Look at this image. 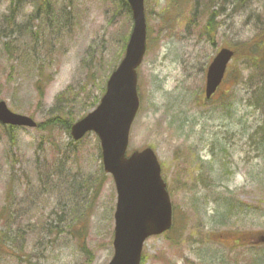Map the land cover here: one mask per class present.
Wrapping results in <instances>:
<instances>
[{"label":"rangeland","instance_id":"obj_1","mask_svg":"<svg viewBox=\"0 0 264 264\" xmlns=\"http://www.w3.org/2000/svg\"><path fill=\"white\" fill-rule=\"evenodd\" d=\"M48 1L0 0V100L37 124L57 119L0 124V264H107L115 185L97 136L75 141L60 120L97 106L131 14L123 0ZM144 12L127 154L155 152L173 224L144 242L140 264H264V0H144ZM222 47L234 56L205 99Z\"/></svg>","mask_w":264,"mask_h":264},{"label":"water","instance_id":"obj_2","mask_svg":"<svg viewBox=\"0 0 264 264\" xmlns=\"http://www.w3.org/2000/svg\"><path fill=\"white\" fill-rule=\"evenodd\" d=\"M132 14L125 54L106 82L98 106L70 127L74 140L94 131L99 140L103 169L116 188L113 256L107 264H139L145 239L171 226V205L160 166L151 148L125 156L128 132L138 108L136 68L145 52L146 22L143 0H126ZM233 50L223 47L207 67L204 88L208 99L219 86ZM0 121L14 126L35 127L26 115L12 112L0 101Z\"/></svg>","mask_w":264,"mask_h":264},{"label":"trees","instance_id":"obj_3","mask_svg":"<svg viewBox=\"0 0 264 264\" xmlns=\"http://www.w3.org/2000/svg\"><path fill=\"white\" fill-rule=\"evenodd\" d=\"M12 1V0H11ZM16 1V3H17V1L18 0H15ZM124 1V3H125V5L127 6V4H126V2H125V0H123ZM37 4L39 5V6H46V8H49V5H50V3H49V1L47 0L46 2H45V4L43 3V1H41V0H38V2H37ZM35 13H37V10L35 11ZM210 22H211V19H210ZM209 22V23H210ZM262 52H264V50L262 51ZM262 52H260L258 55H261V54H263ZM40 73V75H39V77H37V79H36V83L34 84V88H35V92H36V95H37V97L38 98H41L42 96H43V93H44V88H45V84H46V82L43 80V78H42V73L41 72H39ZM61 95H59L58 97H57V101H59L60 99H61ZM57 119H53V120H50V119H48V120H46L45 122H43V123H38L37 124V126H36V128L38 129H40V128H43V127H45V126H47V125H54L53 123H54V121H56ZM61 121V125H63L66 129H69V127H70V125H71V121L70 120H68V119H62V120H60ZM264 124L261 126V131L263 130L264 131ZM9 129H12V127H9ZM262 136H264V135H262ZM262 141L264 142V138H262ZM2 237H3V235H1L0 234V244H1V240H2Z\"/></svg>","mask_w":264,"mask_h":264},{"label":"flooded vegetation","instance_id":"obj_4","mask_svg":"<svg viewBox=\"0 0 264 264\" xmlns=\"http://www.w3.org/2000/svg\"><path fill=\"white\" fill-rule=\"evenodd\" d=\"M230 237L232 238V243L234 244V246L235 245H239V243H241L240 242L241 240L244 241V238H242V239H236V237H233V236H230ZM257 242L253 238H249L246 246H254Z\"/></svg>","mask_w":264,"mask_h":264}]
</instances>
